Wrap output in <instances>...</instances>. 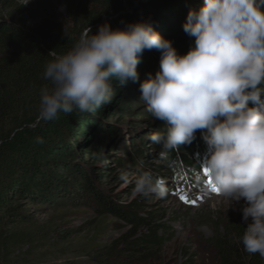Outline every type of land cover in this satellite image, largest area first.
Instances as JSON below:
<instances>
[{
    "label": "clouds",
    "instance_id": "clouds-1",
    "mask_svg": "<svg viewBox=\"0 0 264 264\" xmlns=\"http://www.w3.org/2000/svg\"><path fill=\"white\" fill-rule=\"evenodd\" d=\"M183 30L194 37L185 54L149 20L122 28L105 22L95 33L89 28L45 64L38 118L89 114L111 104V81H139L143 52L159 51V69L140 83V100L166 127L149 139L164 156L201 132L217 193L242 213L239 243L264 257V0H204L189 10ZM135 191L166 195L163 181L148 170L135 177Z\"/></svg>",
    "mask_w": 264,
    "mask_h": 264
},
{
    "label": "trees",
    "instance_id": "trees-1",
    "mask_svg": "<svg viewBox=\"0 0 264 264\" xmlns=\"http://www.w3.org/2000/svg\"><path fill=\"white\" fill-rule=\"evenodd\" d=\"M64 1L67 13L63 23L33 28L29 25L32 18L28 9L10 2L7 8L13 11L11 19L0 20V264H16L12 260L15 250L33 238L25 227L32 217L30 211L22 209V203H50L61 194H69V189L89 190L100 215L122 217L135 227H146V232L131 243L133 251L138 247L156 251L164 238L163 227L155 226L150 214L140 217V211L146 208L145 198L119 205L97 187L110 178L104 139L116 134L108 121L116 117V110L124 103L140 101L139 82L129 80L120 86L117 80H112L116 95L111 104L89 114L61 112L52 121L38 118L39 89L47 83L43 79L45 64L68 51L89 28L95 33L105 22L113 28H122L128 23L149 20L180 54H185L194 45V37L184 32L183 24L189 10H198L204 0ZM159 61L160 57H151L145 50L137 66L139 79L145 77V67L158 70ZM165 127L157 120L152 130L160 132ZM38 137L43 143L37 142ZM206 147L201 132L197 131L191 144L180 145L164 155L170 171L157 175L158 178L170 177L178 170L179 161L189 168L197 166L195 152ZM154 149L161 152L156 144ZM88 155L97 163L103 161L98 173L93 171L89 175L77 165L83 161L82 156ZM78 174L83 179H78ZM226 230L223 238L212 241L218 248L221 264H264L263 257L247 253L239 243L244 226L229 224Z\"/></svg>",
    "mask_w": 264,
    "mask_h": 264
},
{
    "label": "rangeland",
    "instance_id": "rangeland-1",
    "mask_svg": "<svg viewBox=\"0 0 264 264\" xmlns=\"http://www.w3.org/2000/svg\"><path fill=\"white\" fill-rule=\"evenodd\" d=\"M9 2L28 9L32 18L29 25L33 28L63 23L66 19L64 0H0V20L11 19L13 11L7 8ZM148 53L151 57H160V52L155 49ZM156 71L157 68L145 67L146 74L139 79V85L147 79L148 73L154 75ZM146 109L144 102L136 99L124 103L116 110V117L108 121L116 134L104 139V156H109L107 176L110 178L106 179L105 185L98 184L97 187L119 205L146 199V208L140 211V217L151 215L155 226L163 227L164 238L158 250L150 252L138 247L133 251L131 243L146 232V227H135L122 217L100 215L97 201L89 190L69 189V194H61L50 203H22V209L30 211L32 217L25 227L33 238L15 250L13 263L221 264L218 248L212 241L223 238L229 224L244 226L242 213L230 207L229 201L222 196H210L202 187L186 190L192 195L189 200H195V204L181 199L185 196L181 186L175 194L166 192L163 197H145L135 191V177L140 171H151L155 177L170 171L165 157L154 149L155 144L149 139L157 132L152 130L157 120ZM81 158L83 161L77 165L80 164L89 175L93 171L98 173L103 165L102 160L97 163L92 155ZM124 174L127 180L121 179ZM83 177L77 175L78 179Z\"/></svg>",
    "mask_w": 264,
    "mask_h": 264
},
{
    "label": "snow or ice",
    "instance_id": "snow-or-ice-1",
    "mask_svg": "<svg viewBox=\"0 0 264 264\" xmlns=\"http://www.w3.org/2000/svg\"><path fill=\"white\" fill-rule=\"evenodd\" d=\"M205 174L208 175L209 174V170L207 168L204 169ZM210 184L212 183L211 179H209L208 181ZM213 191L218 192V190L215 188V186H213ZM181 199L185 202V203H191V204H195L196 201L195 200H189L186 196H181Z\"/></svg>",
    "mask_w": 264,
    "mask_h": 264
},
{
    "label": "water",
    "instance_id": "water-1",
    "mask_svg": "<svg viewBox=\"0 0 264 264\" xmlns=\"http://www.w3.org/2000/svg\"><path fill=\"white\" fill-rule=\"evenodd\" d=\"M150 0H143V2H149Z\"/></svg>",
    "mask_w": 264,
    "mask_h": 264
}]
</instances>
